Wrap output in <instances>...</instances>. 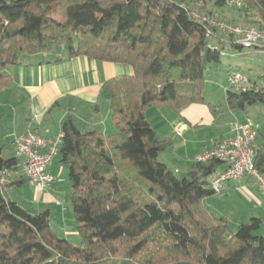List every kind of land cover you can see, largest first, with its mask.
<instances>
[{
  "label": "trees",
  "instance_id": "1",
  "mask_svg": "<svg viewBox=\"0 0 264 264\" xmlns=\"http://www.w3.org/2000/svg\"><path fill=\"white\" fill-rule=\"evenodd\" d=\"M210 1L0 0V90L12 85L8 68L54 50L62 54L49 63L86 57L132 70L101 86L115 134L83 132L70 117L60 125L55 160L67 171L77 244L51 229L48 210L30 214L9 198L7 189L28 179L11 182L19 161L2 158L0 145V264H264L260 219L232 230L203 204L217 196L211 181L224 164L193 161L179 179L160 161L172 141L145 118L149 109L205 105L207 69L225 49L243 50L226 33L221 43L206 18L233 26L216 16L233 7L245 25L264 30V0H213L209 9ZM244 84L225 91L223 104L206 105L211 113L247 118L264 108V85ZM255 123L254 168L264 177V123Z\"/></svg>",
  "mask_w": 264,
  "mask_h": 264
},
{
  "label": "crops",
  "instance_id": "2",
  "mask_svg": "<svg viewBox=\"0 0 264 264\" xmlns=\"http://www.w3.org/2000/svg\"><path fill=\"white\" fill-rule=\"evenodd\" d=\"M56 52L55 56L62 54L61 51ZM55 56L51 58L34 56L36 58H29L23 65L7 69L6 72L12 80V85L0 90L2 158H16L11 147L16 135L33 131L44 139H52L59 134L61 123L69 117L73 120L74 125L83 132L96 131L106 136L116 133L111 121L108 97L102 93L101 86L110 79L130 76L132 74L131 68L122 64L102 63L86 57L49 63ZM227 75L222 86L224 94ZM206 105L214 106L212 103L192 105L178 113L176 119L170 121L166 119L164 127L159 132L151 120L152 109L145 112V118L152 130L158 136L172 141L170 148L172 161L170 159L167 162L162 158L160 161L167 167H171L176 162L182 164L185 177L196 155L210 149L213 144L229 138L231 125L234 122L242 124L247 119L245 117L244 120L238 121L235 119V115L230 113L229 117L232 120L227 124L226 136L217 142L204 144L197 151L190 152L189 155L188 146L190 143L188 139H184V134L196 130L198 127L216 126L218 119L224 115L215 117ZM178 147L180 150L186 149L182 157L176 156ZM17 159L19 169L12 173L11 182L15 181L17 176L25 179L24 159L23 157H17ZM173 172L178 173L179 171L173 167ZM50 175L53 181L44 191L40 192L29 182H26L20 187H9L7 194L12 201L30 214L48 210L51 229L61 238L78 242L79 238L75 232L72 218L70 183L67 171L54 160ZM226 195L234 211L243 213L241 208L247 202L255 205L254 210L257 207V210L262 208L261 213L264 216V203L262 202L264 197L260 195L257 186L248 180L242 183H228L219 196L207 198L203 204L212 214L224 217L223 213L226 215L225 210H228L229 207H224V210L221 209L222 212L218 213H215L214 209H216V205H219V202L215 200L221 197L225 198ZM250 218L254 217H246V219Z\"/></svg>",
  "mask_w": 264,
  "mask_h": 264
},
{
  "label": "built area",
  "instance_id": "3",
  "mask_svg": "<svg viewBox=\"0 0 264 264\" xmlns=\"http://www.w3.org/2000/svg\"><path fill=\"white\" fill-rule=\"evenodd\" d=\"M230 4L239 6V0H229ZM194 17L199 18L197 14ZM213 29L234 36L235 43L243 49H264V30L252 28H236L217 21H207ZM246 79L242 72L233 71L226 79L225 91L238 92L244 90ZM258 125L250 119L244 123L237 122L231 125L230 137L219 141L212 147L194 157V162L208 163L216 160L224 164L211 181V190L220 195L228 183H242L251 181L262 197H264V177L254 168L253 143L256 139ZM63 134L52 139H44L27 131L16 135L12 145L16 156L23 157V170L28 182L38 191L46 190L53 181L50 175L55 157L61 143Z\"/></svg>",
  "mask_w": 264,
  "mask_h": 264
},
{
  "label": "rangeland",
  "instance_id": "4",
  "mask_svg": "<svg viewBox=\"0 0 264 264\" xmlns=\"http://www.w3.org/2000/svg\"><path fill=\"white\" fill-rule=\"evenodd\" d=\"M213 7V0L209 2L208 8L211 9ZM236 8H225L223 10H220L218 14H216L217 17H221L222 19L234 23L233 27L236 28H247L248 26L245 25V21L240 16V13L236 11ZM199 18H201L200 15H198ZM210 21V18H206ZM232 26V25H231ZM255 29L254 27H248ZM219 40H223L221 43L225 44L227 43V37L224 33L218 31ZM58 50H54L50 54L41 55L39 57H46L48 56L51 58L52 56H55L57 54ZM59 52V51H58ZM50 55V56H49ZM36 58V57H34ZM233 71H241L242 74L246 77V80H250L251 82L255 83L256 85H264V49H243L241 51L234 50V49H225L224 53L220 56V63L217 65H213L210 68L207 69L205 72V85H204V91L202 94L203 100L205 103H212L214 106H218L219 104H223L225 100V94L223 92V84L226 78V75L228 73H231ZM246 87V84L243 85ZM176 112H174L172 109H170L168 106H163L162 108H154L151 110L150 116H152L151 120L153 124L156 126L157 131H161V128L164 127L165 120L169 119H176L177 117ZM221 115V114H220ZM230 113L224 111V115L218 119V123H216V126H203L198 127L196 130L188 131L184 134V139L189 140V146H188V154L190 155V152L197 151L198 148L200 149L204 144H208L209 142L212 143L213 141H219V139L224 138L226 136L227 131V124L230 123L231 117H229ZM235 115V119L238 121L244 120L245 116L240 114H233ZM252 120L253 122H257L260 125L264 123V108L261 107L260 109H251L249 111L247 119ZM234 119V118H233ZM171 138V137H170ZM14 139V138H13ZM178 141V140H176ZM181 142V140H179ZM178 142V143H179ZM177 143V145H178ZM191 149V151H190ZM186 149L183 148L180 150V147L177 148L176 156L182 157L184 155V151ZM16 156V153H15ZM18 157V156H16ZM167 160V162L170 161L172 158L171 156V149H168L162 155L160 156V159ZM172 161V159H171ZM182 165V164H181ZM178 162L173 163L171 167L168 166V168L173 171V167L175 169H178V173H175V175L181 179L185 177L184 168L181 166ZM251 184H253L251 182ZM233 189H235L233 187ZM233 195V194H232ZM235 195V194H234ZM219 196V195H218ZM254 198V196H253ZM261 199H263L260 196ZM215 201L219 202V205H216V209H214L215 213L222 212L224 207H229L228 210H225L227 214H224V217L229 220L232 230H234L237 227V224H244L247 223L250 219L248 216H252L254 218H258L262 220V225L257 232V235L263 237L264 239V216L261 213V209L254 210L255 205L253 203H244V207L241 209L243 213L234 211L233 207L230 206L229 198L226 195L225 198L221 197L216 199ZM264 203V200H262ZM214 207V208H215ZM264 208V207H263ZM222 209V211H221ZM216 210V211H215ZM245 213V214H244ZM74 244H77L78 242H73Z\"/></svg>",
  "mask_w": 264,
  "mask_h": 264
}]
</instances>
